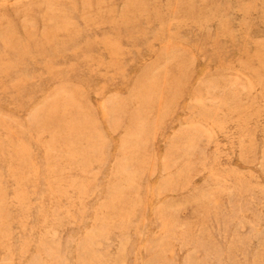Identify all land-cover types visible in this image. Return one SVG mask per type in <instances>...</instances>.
I'll return each instance as SVG.
<instances>
[{"label": "rangeland", "instance_id": "obj_1", "mask_svg": "<svg viewBox=\"0 0 264 264\" xmlns=\"http://www.w3.org/2000/svg\"><path fill=\"white\" fill-rule=\"evenodd\" d=\"M0 264H264V0H0Z\"/></svg>", "mask_w": 264, "mask_h": 264}]
</instances>
